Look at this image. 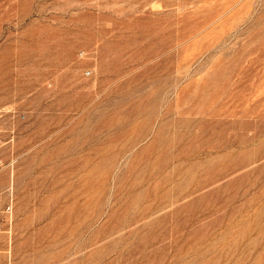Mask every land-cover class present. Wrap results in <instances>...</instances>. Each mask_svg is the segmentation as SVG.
Returning a JSON list of instances; mask_svg holds the SVG:
<instances>
[{"label": "rangeland", "instance_id": "374dc122", "mask_svg": "<svg viewBox=\"0 0 264 264\" xmlns=\"http://www.w3.org/2000/svg\"><path fill=\"white\" fill-rule=\"evenodd\" d=\"M0 264H264V0H0Z\"/></svg>", "mask_w": 264, "mask_h": 264}]
</instances>
